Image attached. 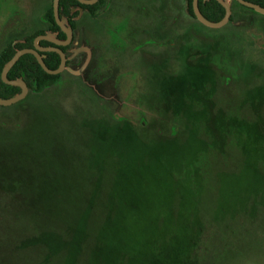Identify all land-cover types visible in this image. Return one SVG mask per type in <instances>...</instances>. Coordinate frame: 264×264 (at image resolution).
Segmentation results:
<instances>
[{"label":"rangeland","instance_id":"374dc122","mask_svg":"<svg viewBox=\"0 0 264 264\" xmlns=\"http://www.w3.org/2000/svg\"><path fill=\"white\" fill-rule=\"evenodd\" d=\"M45 3L51 0H0V46L40 26L36 20ZM233 7L234 21L221 28H205L185 14L184 22L207 38L206 57L149 63L140 82L143 104L122 93L116 99L95 96L93 104L102 109L91 111L113 124L108 137L121 158L113 189L117 214L106 217L116 233L108 237L121 240L130 264H155L163 253L178 262L184 252L182 264H198L201 232L206 247L219 254L211 264H264V88L253 86L264 64V15L238 3ZM18 8L23 15L2 25ZM86 92L79 81L65 79L41 92L39 102L73 114L89 107ZM35 103L29 94L0 106V176L1 153L10 151L16 124ZM21 125L29 128L28 116ZM34 246L47 264H64L67 252L57 262L48 259L52 251L45 241Z\"/></svg>","mask_w":264,"mask_h":264},{"label":"trees","instance_id":"16d2710c","mask_svg":"<svg viewBox=\"0 0 264 264\" xmlns=\"http://www.w3.org/2000/svg\"><path fill=\"white\" fill-rule=\"evenodd\" d=\"M74 1L60 0L59 6L68 9L69 2ZM249 1L264 7V0ZM198 8L210 21L224 15V8L216 0H198ZM51 10L49 5L46 18L56 26ZM41 32L30 34L28 43ZM10 43L8 53L0 56V69L14 53ZM44 62L49 68L56 66L47 59ZM257 75L260 81L253 86L264 88V64ZM16 77L26 80L32 90L30 96L38 103L31 104L24 113L23 120L27 121L28 116L29 128H21L23 120L18 122L17 131L10 136V151L1 153L0 264H47L34 246L42 241L52 251L48 259L63 260L64 264H130L127 251L120 249L121 240L108 237L116 231L114 223L106 221L107 216L114 219L117 214L113 189L121 170L119 150L108 137L115 129L113 124L105 121L100 111L92 113L91 108L102 107L93 104L98 101L89 92V107L73 114L52 103L39 102L40 93L54 84L56 76L46 73L30 54L22 55L9 71V79ZM19 90L0 79V98L12 97ZM60 135L72 140L64 143ZM203 233L196 258L198 264H211L219 254L206 247ZM73 245L78 248L72 251ZM66 252L67 260L60 261L59 255L64 257ZM184 255L185 252L177 262L175 256L163 253L155 264H182ZM165 256H169L168 262Z\"/></svg>","mask_w":264,"mask_h":264},{"label":"flooded vegetation","instance_id":"af4514ba","mask_svg":"<svg viewBox=\"0 0 264 264\" xmlns=\"http://www.w3.org/2000/svg\"><path fill=\"white\" fill-rule=\"evenodd\" d=\"M160 1L163 2V0H97L93 4H84L75 0L69 2L68 9L60 8L58 5V15L60 20L63 21L65 29L69 31L70 35L68 37L67 32L55 21L51 0V3L44 4L37 17L36 23L40 26L33 28L20 37L7 40L0 46V56L3 53H8L7 45L10 42L14 53L20 49H36L34 39L38 35L50 34L51 39H54V41L40 39L37 43L39 49L36 50L42 56L43 61L47 59L49 63L56 65L50 69H56L61 65L62 57L59 52L63 54L61 71L57 74H51L56 76L53 85H60L65 79L76 80L89 93L100 99H116L122 93L124 98L128 97L132 100L134 97L142 103L139 98L141 76L143 69L149 63L157 65H161L165 61H169L167 64H173L174 61L189 63L206 57L205 40L207 38L201 30H196L194 24L184 22L185 14H188L187 17L193 19V22L205 28H221L208 27L202 24L194 15L193 7L192 13L189 11V0H177V2L179 1L177 4L176 0H164L166 4ZM181 1H183V4H181ZM224 1L229 2L231 10L228 21L225 23L227 24L234 21V13L237 12V9L233 7V3L245 5L237 0ZM192 2L193 0L191 6ZM178 4L182 5V9L177 7ZM49 5L56 26L48 23L46 18ZM250 9L254 10L253 8ZM18 10L21 11L19 8ZM23 13L24 11L12 13L2 25L6 24L15 14L22 16ZM243 22H245L244 26L249 27L252 25L246 19H240L238 23ZM237 27H243V25ZM36 30L42 32L34 35L31 43H28L30 34ZM156 35H159L160 39L157 40L154 37ZM18 43L22 46L16 47ZM210 43L208 42V44ZM25 54H30L35 58L30 52ZM2 68L0 69V79ZM9 71L7 72V79H9ZM17 78L23 79L28 87L26 96L20 100L23 101L32 90L23 77H16L15 79ZM18 88L20 89V87ZM106 102H108V105L111 103L110 100ZM122 102L125 103V99L117 102V108L121 107ZM137 107L139 108V105Z\"/></svg>","mask_w":264,"mask_h":264},{"label":"water","instance_id":"95a60500","mask_svg":"<svg viewBox=\"0 0 264 264\" xmlns=\"http://www.w3.org/2000/svg\"><path fill=\"white\" fill-rule=\"evenodd\" d=\"M80 3H84V4H93L95 3L97 0H78ZM223 7L225 10L224 16L222 17V19H220L219 21H210L207 20L199 11L198 9V5H197V0H193L192 2V7H193V12L194 15L196 16V18L204 25L208 26V27H221L223 26L227 21L228 18L230 16L231 10H230V5L228 1H224V0H217ZM238 2H240L241 4L253 8L255 11L264 14V7L247 1V0H237ZM52 5H53V12H54V17H55V21L61 26V28H63L66 32L67 35L69 37V31L67 29H65L64 25H63V21L60 20L59 15H58V5H59V0H52ZM40 39H46V40H51L54 41V39H51L50 34H43V35H38L35 39H34V47L36 49H39L38 47V41ZM36 49L33 48H29V49H20L17 50L14 55L5 63V65L3 66L2 70H1V79L4 83L9 84V85H13V86H18L20 87V92L12 97L9 98H0V105L2 106H8L11 104H14L18 101H20L21 99H23L27 92H28V87L26 85V83L24 82L23 79L21 78H17L14 80H9L7 79V72L9 71V69L14 65V63L18 60V58L27 53L30 52L32 53L37 62L39 63V65L42 67V69L48 73V74H57L59 71H61L62 69V65H63V54L61 52H59L61 54L62 57V62L61 65L56 68V69H50L48 68L44 61L42 56L37 52Z\"/></svg>","mask_w":264,"mask_h":264}]
</instances>
